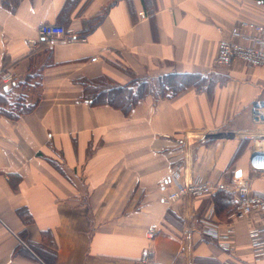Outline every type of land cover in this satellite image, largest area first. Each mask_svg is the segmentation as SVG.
<instances>
[{
	"label": "crops",
	"instance_id": "1",
	"mask_svg": "<svg viewBox=\"0 0 264 264\" xmlns=\"http://www.w3.org/2000/svg\"><path fill=\"white\" fill-rule=\"evenodd\" d=\"M238 20L264 25L260 0H0V74L39 75L32 109L0 114V264H140L147 247L146 264H254L232 184L240 177L264 194V175L248 169L264 149L251 112L264 106V68L215 65ZM41 24L84 41L42 38ZM170 74L197 83L131 106L95 97L100 86L136 91ZM173 172L229 190L165 204ZM208 211L233 228V249L201 234Z\"/></svg>",
	"mask_w": 264,
	"mask_h": 264
},
{
	"label": "built area",
	"instance_id": "2",
	"mask_svg": "<svg viewBox=\"0 0 264 264\" xmlns=\"http://www.w3.org/2000/svg\"><path fill=\"white\" fill-rule=\"evenodd\" d=\"M264 8V0H260ZM37 33L46 39H65L66 43L84 41L71 28H64L55 24H41ZM28 44H35L27 40ZM94 60V59H93ZM234 61H240L249 68H264V25L245 20L236 21L229 29L227 36L219 39L215 57V65L228 68ZM2 86L13 83L12 75L5 72L0 75ZM252 118L256 122H264V106L251 109ZM248 169L251 175H264V149L253 150L248 158ZM173 188L164 194L161 201L170 204L183 197L201 198L215 192H226L229 186L224 182L211 183L201 176L195 175L187 182L180 180V175H171ZM234 192V211L238 217L251 222L248 232L249 244L254 264H264V194L256 195L250 189L248 182L242 178H235L232 184ZM212 212L208 211L200 220L202 235L214 240L218 248L231 250L234 248V231L230 226L220 230L218 224L212 220ZM156 225L152 224L146 232V238L155 237ZM153 250L145 248L139 258L140 264H146L152 257Z\"/></svg>",
	"mask_w": 264,
	"mask_h": 264
},
{
	"label": "trees",
	"instance_id": "3",
	"mask_svg": "<svg viewBox=\"0 0 264 264\" xmlns=\"http://www.w3.org/2000/svg\"><path fill=\"white\" fill-rule=\"evenodd\" d=\"M195 78V76L190 75L170 74L156 79L152 85L140 82L136 87V91H133L131 89V86L114 87L109 89V91L106 90V88H104L103 86H100L101 88L99 89L101 91H95V94H97L95 97L97 98L102 92L103 94H105L107 91V97L112 98L111 96H115L117 92L119 93V96L121 94L125 95V100L127 102L126 104L129 103L131 106L142 94L146 92L152 93L161 98H171L181 91L185 90L192 84H196L197 81ZM33 81H35L34 85H32ZM16 83H18V86L20 85L22 90H31L34 88L37 89L39 85V75L37 73H33L22 81ZM16 83H12L9 86H2V89L0 90V114L12 120H15L22 114L29 112L32 109L35 101L33 100L31 103L28 102V104H24L28 94L20 93L18 99L13 100L12 102H9L7 100L3 102L4 99L10 94L11 90L16 88ZM4 87H6V89H4ZM31 249L33 251L34 249L36 250V246L32 245Z\"/></svg>",
	"mask_w": 264,
	"mask_h": 264
},
{
	"label": "rangeland",
	"instance_id": "4",
	"mask_svg": "<svg viewBox=\"0 0 264 264\" xmlns=\"http://www.w3.org/2000/svg\"><path fill=\"white\" fill-rule=\"evenodd\" d=\"M3 73H5V72H3ZM14 81L16 83V80H14ZM34 83H35V81L32 82V85H34ZM15 85H16L15 86L16 88H14V89L11 90L10 94L4 99L3 102H5L6 100L9 101V102H12L13 100L18 99V97L20 96L19 95L20 93H25V94L27 93L28 94L27 97H26V99H25L26 101L24 102V104H28V102L31 103L34 100L35 95L37 93V89L36 88L31 89V90H27V89L22 90V88L20 87V85L18 86V83H16ZM116 95H119V93L116 92ZM124 96L125 95H123V94L120 95L121 98L124 97ZM100 102H101V100H100Z\"/></svg>",
	"mask_w": 264,
	"mask_h": 264
},
{
	"label": "water",
	"instance_id": "5",
	"mask_svg": "<svg viewBox=\"0 0 264 264\" xmlns=\"http://www.w3.org/2000/svg\"><path fill=\"white\" fill-rule=\"evenodd\" d=\"M4 89H6V87H4Z\"/></svg>",
	"mask_w": 264,
	"mask_h": 264
}]
</instances>
